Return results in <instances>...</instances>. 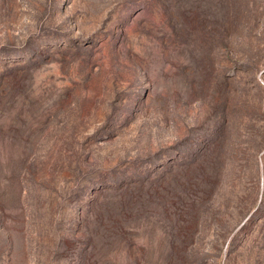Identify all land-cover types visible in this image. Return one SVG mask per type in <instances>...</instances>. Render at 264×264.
Listing matches in <instances>:
<instances>
[{
  "label": "rangeland",
  "instance_id": "1",
  "mask_svg": "<svg viewBox=\"0 0 264 264\" xmlns=\"http://www.w3.org/2000/svg\"><path fill=\"white\" fill-rule=\"evenodd\" d=\"M0 264H264V0H0Z\"/></svg>",
  "mask_w": 264,
  "mask_h": 264
}]
</instances>
